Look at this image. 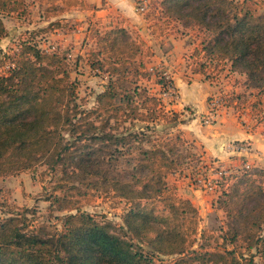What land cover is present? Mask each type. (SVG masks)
<instances>
[{"label": "trees", "instance_id": "obj_1", "mask_svg": "<svg viewBox=\"0 0 264 264\" xmlns=\"http://www.w3.org/2000/svg\"><path fill=\"white\" fill-rule=\"evenodd\" d=\"M61 2L63 14L99 10L85 0ZM25 4L0 0V40L2 16ZM146 19L156 38L172 24L203 34L191 56L195 75L214 82L239 73L248 89H264V0H161ZM94 43L89 67L108 83L91 110L79 104L64 55L27 40L0 60V179L40 167L58 173L45 200L66 213L53 233L33 227L28 210L0 220V264H154L153 255L175 258L170 264H264V170L245 168L222 181L217 208L229 227L220 243L168 182L195 155L183 132L157 130L178 127L181 117L143 85L153 49L124 27L97 33ZM89 192L125 202L122 225L82 212Z\"/></svg>", "mask_w": 264, "mask_h": 264}, {"label": "rangeland", "instance_id": "obj_2", "mask_svg": "<svg viewBox=\"0 0 264 264\" xmlns=\"http://www.w3.org/2000/svg\"><path fill=\"white\" fill-rule=\"evenodd\" d=\"M149 1L150 13L158 8L161 0ZM61 10V0H26L24 9L19 13L2 16V20L7 30V36L0 40V60L4 54L16 50L21 42L27 40H30L35 44L37 43V45L45 52H57L64 55L68 59L72 79L78 81L79 84V104L83 109L91 110L95 107L96 96L104 91L108 79L103 74L91 70L88 64V57L89 52L94 48L96 34L99 32L102 33L106 29H101L97 24L96 19L88 16V12L91 10L85 12L79 11L80 13L78 12L75 14L71 13L69 17H67V12L63 14ZM147 14H145V16ZM65 16L67 18H63ZM51 23H59L60 29L55 30H60V32L65 35H73L72 40H69L64 45L60 44L62 41L59 40L60 38L55 34L54 29H48ZM129 31L132 34H138L135 30ZM167 32L164 33L163 36L170 33H173V35L178 33L183 38L185 37L188 51L184 53L180 52L178 59H175L174 62L181 60L185 72L190 70V68L193 71L194 62L191 56L194 50L197 47H200L201 40H203V34L198 29H184L179 24H172ZM157 39L160 40V38ZM152 67H154V65L151 66V68ZM177 69L178 68H175L171 71L166 67L164 69L161 67L157 69L154 68L153 71L148 69L152 73V77L150 81H146L143 85L148 88L153 95L158 96L159 91L157 87V79L163 77L166 79V82L170 83L171 81L168 78L171 77V74H174ZM165 73L167 74L165 75ZM200 77L203 82L205 80L209 83L211 82L207 80L206 76L200 75ZM188 79L190 78L188 77ZM247 80L248 78L245 75L239 73L229 74L228 71L216 76L214 82L218 81L219 88H221L220 91L223 92L221 96L217 97L223 100L224 105L221 108L222 111L227 108L239 110L240 112L250 110V114L253 115V124H257L258 127L262 128L261 131L264 134V125L258 124V121L255 119L256 116L259 120L264 119V89H248V85H245L248 83ZM187 83L191 84L192 81L187 80ZM169 86H172L173 88V84H170ZM162 89L165 91L166 87ZM166 92L167 91L164 93ZM174 96H169V98L174 99L177 95ZM212 97L215 96L209 97L208 104ZM260 100L262 102L258 103L259 105L253 109V106ZM204 125L212 126L206 125L205 123ZM179 126L170 129V127H163L160 125L157 127V130L162 131L166 129L169 133L182 132ZM189 142L191 144L189 149L193 150L195 159L185 161L182 170H185L186 177L190 178L189 183L195 185L199 190L201 189L198 186V180L206 176L215 175L217 169H225V171H227V178L230 175H234L245 169V166L243 165L239 167L231 165V167L218 162L216 169L205 170L211 165L214 167V163H217L218 159H212L208 162V166H204L203 147L197 146L192 140H189ZM231 144H228L226 147L229 148ZM230 154L232 155L231 152ZM247 165H249L253 171L264 170V160L252 163L247 162L246 166ZM53 177L58 178L60 175L58 173L53 174L51 171H48L46 167H40L34 172H23L0 179V220L12 217L13 215L23 214L28 210L29 213L24 214H26L28 221L33 227L45 226L46 231L49 233L61 231L62 228L59 218L66 215V213L51 210L50 203L45 200L51 194L52 187L57 180ZM169 178V184L177 187V185L170 181ZM178 192L180 197L183 198L182 193L179 190ZM204 193L209 195L214 194L218 199L221 194L220 191L215 193ZM218 199L215 198L216 210L211 212L206 220L202 217L201 218L202 229H208L213 232L216 240H219V242L222 243V236L226 233L225 231L228 230L229 226L225 215L219 213V209L217 208ZM80 209L82 212L94 216L97 220L104 223H111L118 228V226L122 225V216L126 210V204L125 202L113 199L112 196L98 192H89L88 199H84L82 203H80ZM144 249L147 250L146 248ZM148 252H150V250H148ZM152 259L154 264H170L175 258L153 255ZM257 261L259 262L260 260Z\"/></svg>", "mask_w": 264, "mask_h": 264}, {"label": "crops", "instance_id": "obj_3", "mask_svg": "<svg viewBox=\"0 0 264 264\" xmlns=\"http://www.w3.org/2000/svg\"><path fill=\"white\" fill-rule=\"evenodd\" d=\"M85 2L99 9L88 12V16L96 19L101 29L110 30L115 27H124L127 30L137 31L147 41L154 51L153 58L147 61L150 71L159 67L162 69L166 67L170 71L178 68L174 74H171V77H167L176 90V98L164 96V89L156 84L159 91L158 96L167 111L180 115L179 128L185 134L186 139L192 140L197 146L203 147L204 166H208V162L212 159H218L217 163H214V167L211 165L212 167L209 166L205 170L215 169L218 162L226 166L239 167L241 165L245 166L247 162L264 160V134L261 131L262 128L258 127L257 124H253V115L250 114V110L240 112L239 110L227 108L221 112V117L216 124L212 126L204 125L203 117L210 111L209 97L221 96L223 92L220 91L218 81L209 83L205 80L203 82L200 75H195L191 68V72L190 70L185 72L181 60L174 62L175 59H178L180 52L188 51L185 37L183 38L178 33L174 35L170 33L161 37L160 40L157 39L150 30L146 16L137 12L135 0H105L104 2L103 0H85ZM79 11L81 10H71L66 13L67 17L71 13L75 14ZM54 32L62 41L60 44L63 45L73 38V35H65L60 30H54ZM153 65L154 67L151 68ZM187 80L192 81V83H187ZM245 141H248L251 145L249 154L233 153L226 147L231 143ZM169 180L177 185L183 198L190 200L199 209L204 220L211 212L216 210L215 198H218L214 194H205L195 185L190 184V178L186 177L185 170L171 176ZM219 213L223 212L219 210Z\"/></svg>", "mask_w": 264, "mask_h": 264}, {"label": "built area", "instance_id": "obj_4", "mask_svg": "<svg viewBox=\"0 0 264 264\" xmlns=\"http://www.w3.org/2000/svg\"><path fill=\"white\" fill-rule=\"evenodd\" d=\"M136 2V8L137 12H139L142 15H145L149 13L150 11V1L149 0H135ZM167 91L163 95L166 96H174L177 95L176 90L172 88V86H168L166 88ZM175 97V96H174ZM223 100L218 97H212L209 103L210 111L209 113L203 117V122L206 125H213L216 123L220 117L223 107ZM233 153H250L251 152V145L248 141L241 142V143H233L228 148ZM217 168V167H216ZM215 168V169H216ZM246 169H250L251 167L249 165H245ZM227 171L225 169L220 168L217 169V172L213 176H206L203 178H200L198 180V186L200 187L201 191L207 192V193H215L217 191H220V185L222 181L227 178Z\"/></svg>", "mask_w": 264, "mask_h": 264}]
</instances>
